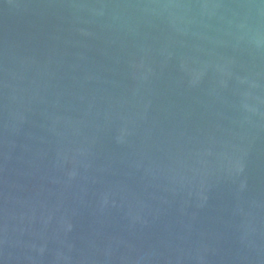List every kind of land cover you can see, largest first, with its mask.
Wrapping results in <instances>:
<instances>
[{
    "label": "water",
    "instance_id": "1",
    "mask_svg": "<svg viewBox=\"0 0 264 264\" xmlns=\"http://www.w3.org/2000/svg\"><path fill=\"white\" fill-rule=\"evenodd\" d=\"M0 264H264V0H0Z\"/></svg>",
    "mask_w": 264,
    "mask_h": 264
}]
</instances>
